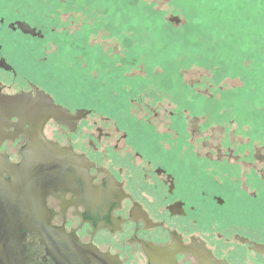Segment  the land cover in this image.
I'll list each match as a JSON object with an SVG mask.
<instances>
[{
  "label": "flooded vegetation",
  "instance_id": "af4514ba",
  "mask_svg": "<svg viewBox=\"0 0 264 264\" xmlns=\"http://www.w3.org/2000/svg\"><path fill=\"white\" fill-rule=\"evenodd\" d=\"M43 33L0 6V96L34 98L49 115L0 130V264H64L76 244L79 264H264L258 171L233 182V169L196 152L177 112L158 135L156 112L95 119L104 87L59 102L37 78L58 76Z\"/></svg>",
  "mask_w": 264,
  "mask_h": 264
},
{
  "label": "rangeland",
  "instance_id": "374dc122",
  "mask_svg": "<svg viewBox=\"0 0 264 264\" xmlns=\"http://www.w3.org/2000/svg\"><path fill=\"white\" fill-rule=\"evenodd\" d=\"M0 6L43 29L41 56L56 58L58 76L37 78L61 102H77L80 88L104 87L99 102H91L100 115L140 122L156 112L158 135L169 112H177L197 153L233 169V182L246 183L258 171L264 187V0H0ZM113 103L131 108L116 113L108 110Z\"/></svg>",
  "mask_w": 264,
  "mask_h": 264
},
{
  "label": "water",
  "instance_id": "95a60500",
  "mask_svg": "<svg viewBox=\"0 0 264 264\" xmlns=\"http://www.w3.org/2000/svg\"><path fill=\"white\" fill-rule=\"evenodd\" d=\"M23 32L26 34H34V30H30L27 26ZM40 34V33H39ZM38 35V33H37ZM55 95V94H54ZM54 97H57L56 95ZM58 98V97H57ZM59 99V98H58ZM59 102H61L59 100ZM44 104H48V102H43ZM37 102L33 98H24V97H2L0 96V130H2L5 126H7L10 123L11 118H18L22 122L26 124H43L49 119V115L46 114L48 112L47 109H42L37 107ZM96 117L95 119H102ZM110 118V117H108ZM112 119V118H110ZM72 246V245H71ZM74 251H76L73 254H66L63 257L59 256L60 260L64 262V264H79V258L81 255H84L82 252L81 246L76 244L74 246ZM88 254V253H87Z\"/></svg>",
  "mask_w": 264,
  "mask_h": 264
}]
</instances>
